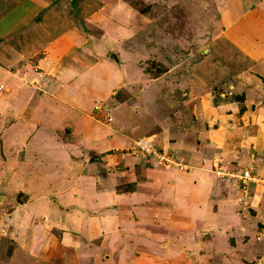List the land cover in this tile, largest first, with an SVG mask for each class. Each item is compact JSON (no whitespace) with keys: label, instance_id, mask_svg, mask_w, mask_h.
Returning <instances> with one entry per match:
<instances>
[{"label":"crops","instance_id":"obj_1","mask_svg":"<svg viewBox=\"0 0 264 264\" xmlns=\"http://www.w3.org/2000/svg\"><path fill=\"white\" fill-rule=\"evenodd\" d=\"M104 1L0 0V179L9 185L8 195L0 193V235L24 238L17 243L36 264L71 261L69 252L82 239L89 245L77 254L78 264H264V245L252 237L264 224V185L234 176L247 167L264 175V0H234L242 1L235 20L236 3L214 0L223 28L197 38L198 45L220 42L251 63L254 74L237 75L262 92L254 104L259 131L250 138L239 129H213L204 137L185 128L178 155L186 170L155 166L130 149L159 128L149 123L145 101L143 126L132 114L134 120L123 117L127 97L105 102L124 87L128 58L141 49L134 9L122 0ZM120 39L128 45L125 63L106 55ZM227 59L219 87L230 85L239 70L240 58ZM197 64L193 93L213 87L210 78L198 82ZM207 64L201 66L206 72ZM156 135L147 136L168 149ZM124 184L129 191L118 193Z\"/></svg>","mask_w":264,"mask_h":264},{"label":"rangeland","instance_id":"obj_2","mask_svg":"<svg viewBox=\"0 0 264 264\" xmlns=\"http://www.w3.org/2000/svg\"><path fill=\"white\" fill-rule=\"evenodd\" d=\"M82 1L86 3L90 2V0ZM122 1L129 3L136 14L134 20L139 26H135L136 29L134 28L137 34L135 41H138V46L140 43L141 50H136L138 57L135 55L133 58H128L129 70L121 84L124 85V87H119L117 89L118 91L116 90V93L112 95L114 100L111 96L112 102L110 100H105V102L113 104V102L115 103V101L127 97L129 102L127 103L128 106L125 107L128 110L123 111V117H130V114H132L138 121L137 123L139 126H143L144 122H142V119H144V114H146V108L140 106V103L144 104L145 101L150 106L149 123L152 127L159 125V128L156 127L153 132L145 131L146 134L156 135L157 133L159 145L162 148H168L166 150H170L172 154L176 155L180 154L178 145H180L182 141L183 135H180L185 128L195 130V133L198 132V135L204 137L207 131L210 132L213 131V129H219L224 133L228 131L227 129H239L246 132L245 137H255L259 131V124L255 123V118L260 115V113H258L259 108L254 105L257 101L255 97H260L262 92L258 89L256 90L260 93L254 91L255 87L247 86L248 84L237 75L242 71L254 74V71L249 69L251 68V63L245 64V58L241 56L240 53L233 54L228 48H224L220 42L214 43V41H210L205 44L204 41H202V43L198 45L199 41L197 38L202 35V33H206V29H208L206 34L209 35L208 37L212 38L213 36L210 35L211 32L213 35H217L223 28L221 20L216 14V8L213 9L214 5H216L215 3H220V0ZM213 1L215 3H213ZM104 2H106V0ZM241 2L242 1L236 2L232 0V3H236V6ZM240 7L241 5L239 7L237 6L236 13H230L231 17L234 16V20L240 16V14H238L240 13ZM110 24L113 25L115 23L111 22ZM237 27L238 25H235L233 29H237ZM204 38L206 37L202 39ZM179 39L184 40V42L180 44V41L178 42ZM143 42L148 46V48L145 47V50L141 47L143 46L142 44H144ZM117 43L118 47L116 50H112L111 48L108 49V51H113L111 53L118 57L122 56V61L124 60L125 63L128 45L126 41L122 42L121 39ZM162 44L163 47H161ZM153 47L156 48L154 52L153 49H150ZM157 51H161L162 54L157 55ZM106 55L108 58L111 56L110 53ZM222 55L224 58H222ZM234 56L235 58H240V61L234 64L239 70L235 68L237 72L232 73L233 82L230 83V85L227 84L223 87H219L216 82L219 81L218 79L223 75L224 70H227L223 69V66H220L223 65L221 61L222 59L225 60V58H228L227 60H232ZM133 59H136L139 63ZM164 59H167L168 62L164 61ZM122 61L120 60L119 64L123 71H125ZM206 63H208L207 66L209 67L207 72L201 68V66ZM226 63L229 64L228 61ZM196 64L199 67L197 72L199 75L198 82L200 83L202 80L210 78L209 85L213 86L209 87L207 90H203L199 87L203 90L201 93H199L197 87L194 93L191 91L193 89L192 84L196 79L194 78L195 74H192V72L195 71L193 68ZM137 67L145 73L143 77L140 75L141 72L139 73L137 71ZM137 72L139 74H137ZM163 72H165V74L162 75L161 78L156 80L153 79ZM236 76L239 78L238 80L234 79ZM260 78L262 79L261 82L264 83V78L262 76ZM207 99L209 102H207ZM132 108L134 112L131 111ZM135 113L137 114L136 116ZM133 117H130L129 120H134ZM117 118L120 117L117 115ZM103 119L105 120V118ZM158 132H160L161 137ZM146 134L139 137L138 140L141 139L142 143H153L152 137H147ZM208 139L209 137L206 141H208ZM154 140L156 141L155 136ZM253 144V141H251L249 145L250 150H254ZM156 146L159 147L158 145ZM130 149L133 153H141L143 158L146 157V154L136 149L135 146L133 149L130 147ZM166 150L163 151L169 152ZM205 153L206 155H211L210 150L205 151ZM259 162L260 161L257 160L256 165H258ZM23 164L25 165L26 162H23ZM150 166L154 165L151 164ZM2 169L3 164L0 163V170ZM242 169L240 171H242ZM222 173L229 176L227 172H221L219 175H222ZM0 180H2V184H0V193L8 195L9 185L4 184L3 178ZM20 181L21 183H26V177L24 175L21 176ZM129 184H124L122 187L120 186L122 189L118 190V193L128 192ZM18 201H21L19 197ZM118 226V229L122 230L120 225ZM263 226L264 224H260L259 233L253 234L252 237L256 238L257 242H261L264 245V231L261 229ZM248 234L250 236L251 232L249 231ZM191 238H193V236ZM23 241L24 238L21 241L20 239L16 241L8 238L7 235L1 234L0 264H36L35 261L26 259V255L28 254L25 252L22 245L19 246L17 243L19 242L22 244ZM193 242L194 240L192 239L190 243L191 247H193ZM81 243L82 244H75L76 247L70 250L71 252H69V254L71 255V259L68 257L67 259L71 261L66 260L67 262L59 264H78L79 259L76 257L77 254L79 252L84 253L85 250H88L89 245L86 239H82ZM56 247L55 245L54 248ZM58 253L60 254V252ZM55 263L54 261L51 264ZM176 263L178 262L175 260L171 262V264ZM200 263L206 262L200 261ZM45 264L49 263L45 262Z\"/></svg>","mask_w":264,"mask_h":264},{"label":"built area","instance_id":"obj_3","mask_svg":"<svg viewBox=\"0 0 264 264\" xmlns=\"http://www.w3.org/2000/svg\"><path fill=\"white\" fill-rule=\"evenodd\" d=\"M108 119L110 120L111 117H109ZM134 146L136 147V149H139L140 151L145 153L150 161L158 167L166 169L173 168L178 170H186V168L189 167L188 164H186L180 156L158 149L153 143H142L140 139L135 141L131 148L133 149ZM236 176L242 184H245L249 181L260 182L264 184V177L258 176L252 171L251 168L243 169L242 172Z\"/></svg>","mask_w":264,"mask_h":264},{"label":"clouds","instance_id":"obj_4","mask_svg":"<svg viewBox=\"0 0 264 264\" xmlns=\"http://www.w3.org/2000/svg\"><path fill=\"white\" fill-rule=\"evenodd\" d=\"M112 54V53H111ZM118 58V57H117ZM115 60V59H114ZM95 107V106H94ZM100 108V106H98V107H96L95 109H99ZM109 117H111V116H108L107 117V119L109 118ZM109 120V119H108ZM112 120V117H111V119L109 120V121H111ZM148 137V136H147ZM138 140V138H136L134 141H133V143L135 142V141H137ZM162 150V149H161ZM166 151H169V152H171L170 150H166ZM179 156V155H178ZM184 161V160H183ZM187 164V163H186ZM189 168V167H188ZM187 168V169H188ZM247 168H251V167H247ZM244 169H246V168H244ZM252 169V168H251ZM243 170V169H242ZM252 171L254 172V173H256V171L254 170V169H252ZM242 172V171H241ZM240 172V173H241ZM258 176H260V174H258V173H256ZM234 176H236V174L234 175ZM237 177V176H236ZM260 177H264V175L263 176H260ZM238 178V177H237ZM251 182H253V181H251ZM258 183H260V182H258ZM262 184V183H261ZM264 185V184H263Z\"/></svg>","mask_w":264,"mask_h":264},{"label":"water","instance_id":"obj_5","mask_svg":"<svg viewBox=\"0 0 264 264\" xmlns=\"http://www.w3.org/2000/svg\"><path fill=\"white\" fill-rule=\"evenodd\" d=\"M111 58L117 60V56L115 54H111Z\"/></svg>","mask_w":264,"mask_h":264},{"label":"trees","instance_id":"obj_6","mask_svg":"<svg viewBox=\"0 0 264 264\" xmlns=\"http://www.w3.org/2000/svg\"><path fill=\"white\" fill-rule=\"evenodd\" d=\"M173 169V168H172Z\"/></svg>","mask_w":264,"mask_h":264}]
</instances>
